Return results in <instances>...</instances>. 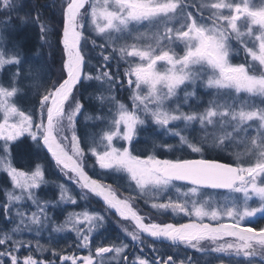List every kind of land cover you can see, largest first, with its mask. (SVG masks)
<instances>
[{
	"label": "snow or ice",
	"instance_id": "6c2138e0",
	"mask_svg": "<svg viewBox=\"0 0 264 264\" xmlns=\"http://www.w3.org/2000/svg\"><path fill=\"white\" fill-rule=\"evenodd\" d=\"M22 7L19 0H0V74H9L0 82V172L11 183L0 203V264H105L109 253L116 264H194L191 257L174 256L148 238L173 250L183 246L223 254L227 264H264V228L241 223L264 214V2L256 6L253 0H61L58 33L38 5L20 15ZM13 14L22 24L39 29L37 56L51 46L52 35L59 36L61 68L50 83L39 76L40 69L30 66L26 73L28 61L18 46H8ZM240 51L245 62L233 63ZM93 59L95 70L86 71ZM25 79L38 94L30 113L17 104ZM201 87L211 97L207 104L199 102ZM89 88L95 89L88 99L98 101V114L85 116L83 92ZM121 90L129 91L130 105L118 99ZM80 116L99 129L87 149L79 134ZM149 124L160 135L178 138L181 149L201 158L134 155L133 140ZM195 131L202 133L199 139L191 135ZM25 135L51 154L60 172L80 189L78 194L61 183L57 200L40 196L47 184L43 166L26 172L12 163V144ZM234 145L244 146L243 153H235L234 165L204 158L209 150L226 152ZM161 147L172 151L175 146L164 141ZM90 158L93 169L98 165L104 170L101 175L117 182L116 188L89 175ZM122 181L134 195L119 194ZM204 189H226L232 195L224 205L211 207L203 199ZM172 190L178 194L175 199ZM146 196L159 201L150 203L159 215L170 211L195 221L154 222L136 205ZM92 197L103 202L101 211L88 210ZM254 198L255 207L249 204ZM78 200L85 207L69 212L62 223L50 215ZM115 217L141 252L145 246L152 249L151 258L135 256L129 262L123 242L101 243L93 252L94 234ZM206 217L232 222L213 226L203 222ZM60 233H75V248L87 254L49 247L54 234ZM45 236L47 243L42 244ZM49 251L52 259L44 255Z\"/></svg>",
	"mask_w": 264,
	"mask_h": 264
},
{
	"label": "trees",
	"instance_id": "16d2710c",
	"mask_svg": "<svg viewBox=\"0 0 264 264\" xmlns=\"http://www.w3.org/2000/svg\"><path fill=\"white\" fill-rule=\"evenodd\" d=\"M20 4L23 5L22 8L19 9V14L23 15L30 11L36 10V6L38 5V10L42 13L43 18L46 22H48L51 26H53L57 33L59 32V27L57 22L61 19V0H19ZM14 25L10 29L7 44L9 47L18 46L21 56L28 61V64L24 65L25 72L27 73L29 67L31 66L33 69H40L39 76L43 79V81L50 83L52 80H55L59 75V71L61 68V56H62V45L59 43V36L52 35L51 46H45L41 50V54L37 56V51L40 50V39H39V29L36 25L32 23L22 24L17 15L13 14ZM90 36H94L93 33H89ZM97 42H100V39L96 38ZM91 47V45H89ZM93 57L96 56L95 52L91 54ZM96 67V60L93 59L90 63L86 71H94ZM113 70H115V65H113ZM123 71V67L121 68V72ZM9 78V74H0V82H6ZM23 92L17 98L18 106L24 110L25 112H32L36 103H37V92L34 88H32L30 81L25 79L22 81ZM95 91L94 88H89L87 91L83 92V103L86 109V115H97V104L98 101L92 100L90 101L88 97ZM118 99L124 102L125 104H130L129 99V91L121 90L118 94ZM105 111L107 109L105 108ZM85 116H80L78 119L80 121L78 128L79 134L82 138H84V143L82 147L87 149V146L92 142L90 137L93 132H98L99 129L93 124L92 121L85 119ZM155 128L154 125H148V128H145L140 132V134L133 140L132 150L134 155H140L142 158H145L147 155H156L160 159H199L201 158L199 154H190V152L186 151L187 149H181L176 140L170 138L169 136H163L159 133L153 131ZM167 141V143L174 145V149L169 151L163 147L161 144ZM102 150V147L101 149ZM0 155H3L0 152ZM90 156V153H89ZM11 158L12 163L15 167L20 170L30 171L35 168L37 164L43 166L45 170V176L47 180V184L42 187L40 191V196L44 199L49 200H57L59 198L58 184L66 181L64 176H61L63 173L60 172L59 168L55 165L54 161H51L47 152L43 149L37 148L35 143L31 140L27 135L20 137L17 141L13 142L11 149ZM204 158L208 159H217L220 162L235 164L233 152L226 151L220 152L218 150L207 151L204 153ZM94 164V158H90L88 161L87 171L89 175H91L95 179L102 180L105 184H112L114 188L117 186V182L107 174L101 175V171L95 167L93 169L92 165ZM60 173V174H59ZM63 181V182H62ZM121 187L118 188L119 194L124 197H129L132 193L125 186L126 181H122ZM65 184V183H63ZM68 188L74 190L76 194L79 193L80 189L73 184L72 182L67 184ZM5 187L10 188L11 184L5 173L0 172V203H3L4 200V190ZM136 201H140L139 199ZM85 207L84 201H79L77 205H61V207L50 212V215H53L56 222H61L60 220L64 219L67 216L68 210L71 211H81ZM145 210V206L142 204L140 206ZM88 208L93 209L96 208L95 211H101L102 205L101 203L95 202L94 197H92V203L88 205ZM146 212L148 210H145ZM151 214V213H150ZM150 217L155 220L159 218L158 216L151 215ZM118 218L115 217L106 225L105 229H102L101 232L95 233L93 236V250H95V245L103 243L104 246H109L113 242L120 243L123 242L128 245L126 249V254L128 256L129 262L135 256H145L151 258L154 253L150 247L145 246L144 251L141 252L140 245L138 242L134 243L131 241L130 237H127L117 225L116 220ZM262 219V218H261ZM169 219L161 218L160 223H167ZM261 221V220H260ZM122 224L128 225V222H121ZM183 223V222H177ZM260 222L256 223L253 227L256 230L260 229ZM0 226H3L2 217H0ZM102 233V234H101ZM45 239V238H44ZM150 241V240H149ZM47 243L46 240H43ZM156 245V247L161 250L168 252L174 256H188L191 257L194 264H221V261H224V264H227L228 257L223 254L212 253V252H196L193 249H184L183 246L179 250H173L168 247L167 244L152 242ZM68 245H72V247L68 248ZM49 247H55L58 250L67 248V251L77 252L75 248V237L71 234H59V237L55 239L52 245ZM50 252V251H49ZM48 252V253H49ZM50 253L47 256L48 259L50 257Z\"/></svg>",
	"mask_w": 264,
	"mask_h": 264
},
{
	"label": "rangeland",
	"instance_id": "374dc122",
	"mask_svg": "<svg viewBox=\"0 0 264 264\" xmlns=\"http://www.w3.org/2000/svg\"><path fill=\"white\" fill-rule=\"evenodd\" d=\"M203 0H196V3H202ZM264 2V0H253V4L256 5V6H260L261 3ZM194 13L196 12V9L195 8H192L191 9ZM90 34L92 32H89ZM94 34V33H93ZM95 35V34H94ZM98 39H100L99 37H96ZM235 43V42H234ZM232 62L233 63H243L245 62V53L243 51H240L238 54H234L233 57H232ZM248 62L251 63V58L249 57L248 58ZM210 91V90H208ZM199 92L201 94L200 96V103H203V104H207V101L211 98L208 94H207V91L204 89V88H199ZM191 103L195 104L197 103L196 101H192ZM256 103L259 104L260 101L259 99L257 98L256 99ZM130 104H131V101H130ZM129 104V105H130ZM185 110H187V106H185ZM195 127L198 129L199 128V125H195ZM145 128H148V125L145 126ZM192 136H195L197 139L200 138V136L202 135V133L200 131H195V132H192L191 134ZM170 137V136H169ZM174 140H176V142L178 143V138H175V137H170ZM136 139V138H135ZM119 143H123V142H119ZM45 150V149H44ZM46 151V150H45ZM188 152H190V150H186ZM212 151V150H209V152ZM231 152H233V156H234V163H236V157H235V153L237 152H241L243 153L244 152V146L243 145H234L231 149H230ZM47 152V151H46ZM190 154H194V153H191ZM196 154V153H195ZM244 159H247V157H243ZM50 159L51 161L52 160V157L50 156ZM97 168L99 169V166L97 165ZM101 172H103L104 170H101L99 169ZM22 171H25V170H22ZM27 172V171H26ZM6 174V173H5ZM60 174V173H59ZM61 176H64L63 174ZM65 177V176H64ZM66 179V177H65ZM9 180V179H8ZM63 182V181H62ZM9 183H10V180H9ZM63 183H65L66 185L71 183V181H69L68 179H66V181H64ZM11 184V183H10ZM179 184V183H178ZM203 191V190H202ZM73 194H76V192H74V190H72ZM203 193H205L206 195L203 197V199H207L209 201V205L211 207H217V206H222L224 205L225 203H227L229 201V197L230 194L227 191L225 192H220V191H216V192H213V191H209V190H206V191H203ZM132 195H134V193H132ZM130 195V196H132ZM178 194L175 192V190H172L171 191V196L173 199L176 198ZM236 195H239V194H236ZM42 197V196H41ZM45 199V198H44ZM95 199V202H99L101 203V205L103 206V202L99 200V198H96L94 197ZM145 199H148L149 200V203H145ZM163 199V197L161 198ZM140 201H136V205L138 206V208L141 210L142 208L140 207L142 204L145 206V210H148L147 212L145 210H141V213L145 216H151V215H156L158 216L159 218H157L156 220L154 218L151 217V219L154 221V222H160L161 221V218H167L169 219V221L167 223H177V222H183V223H186V222H194L195 221V217H188V216H184L183 214H180V215H173L170 211L164 215H159L158 213H156L155 210L151 209L150 207V203L151 202H159L157 201L154 197L152 196H146L144 198H141L139 199ZM202 202V201H201ZM250 206H258V201L255 200V198L253 199V201H250L249 202ZM96 208H93V209H90L88 208L89 211H95ZM69 212H72L71 210H68L67 214ZM151 213V214H150ZM118 218V217H117ZM262 218V219H261ZM261 220V221H260ZM61 222L59 223H62L64 221V219L60 220ZM204 223H209V224H212V225H217L218 223L220 222H224V223H231L232 221L227 218V217H223L221 221H214V220H210L208 219L207 217L204 218L203 220ZM260 222L259 226H260V229L261 228H264V214H261V213H257V215L255 217H252V218H246L244 221H242L241 223L244 225V226H247V227H253L256 223ZM254 228V227H253ZM60 234H68V233H60ZM71 235H73L75 237V233H69ZM56 235V239L57 237H59V234H54ZM95 235V234H94ZM46 236H45V239H42L41 240V243L43 244V240H46ZM44 244H46V242H44ZM77 254H81V255H86L87 254V250L86 249H77L76 250ZM95 250H93L94 252ZM50 253V252H49ZM48 252H45L44 255L45 256H48L49 255ZM51 254V253H50ZM106 256V260H105V264H116V261L115 260H112L111 257L113 256V254L109 253V254H105ZM51 255H50V257Z\"/></svg>",
	"mask_w": 264,
	"mask_h": 264
},
{
	"label": "water",
	"instance_id": "95a60500",
	"mask_svg": "<svg viewBox=\"0 0 264 264\" xmlns=\"http://www.w3.org/2000/svg\"><path fill=\"white\" fill-rule=\"evenodd\" d=\"M46 150V149H45ZM47 151V150H46ZM49 155L51 156V154L49 153ZM179 183H182L183 184V182H179ZM214 190H216V189H214ZM218 190H223V191H227L226 189H218ZM101 201V200H100ZM149 240H151V241H153L152 240V238H148Z\"/></svg>",
	"mask_w": 264,
	"mask_h": 264
}]
</instances>
